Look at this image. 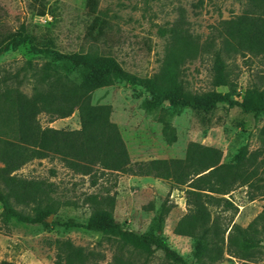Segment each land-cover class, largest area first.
<instances>
[{
    "label": "rangeland",
    "instance_id": "rangeland-1",
    "mask_svg": "<svg viewBox=\"0 0 264 264\" xmlns=\"http://www.w3.org/2000/svg\"><path fill=\"white\" fill-rule=\"evenodd\" d=\"M197 1L99 0V9L104 12L110 26L106 36L98 42L86 36L87 28L95 17L87 10V0H46L48 10L45 15L33 13L29 7L30 0H0V19L7 28H15L26 21L31 34L39 39L47 37L53 48L64 53L99 51L112 54L127 70L140 76H152L160 70L170 29L178 24L199 44H204L198 54L188 57L182 66L181 78L186 88L192 92L213 88L227 91L228 87H214L212 83L213 53L220 42L215 27L222 20L241 14L249 5L247 0H206L203 7L195 8ZM163 29L167 30L165 34ZM224 56L231 78L237 82L241 93L252 83L264 84V54L233 53ZM47 63L53 67L52 79L66 75L64 62L51 55L33 52L29 43L0 54L2 74L11 78L8 83L18 86L29 96L41 87V76ZM148 98L143 86L125 82L100 88L93 94L94 103L112 105V121L122 133L132 163L153 158H183L188 144L196 141L221 149L222 161L225 162H234L244 148L250 152L259 151L257 165L259 175L264 177V135L261 133L264 114L247 113L239 106L230 107L225 103L207 113L185 108L172 117L178 140L168 144L162 133V124L145 109ZM39 120L44 127L68 130L81 127L77 109L65 118H52L43 112ZM17 174L46 181L50 185L49 195L43 201L52 203L56 213L48 217L51 223L48 229L31 225L5 230L0 223V264L4 261L54 264L55 248L50 241L58 237L70 238L88 249L102 250L107 257L99 264H109L113 249L108 242L99 246L101 233L64 225L69 219L85 222L96 206L112 208L117 222L124 228L139 234L151 231L164 236L190 263L202 264L194 254V238L175 232L180 219L190 210L186 185H176L152 175L98 168L90 174L80 173L55 155L34 159ZM223 197L232 205H211L210 222L218 225L224 256L210 264H264V215L256 223L258 230L249 242L252 247L250 257L239 258L227 250L234 225L246 228L263 212L264 180L256 181L253 186L237 185ZM164 201L173 207L161 226L158 210ZM149 264L168 263L164 253L158 250Z\"/></svg>",
    "mask_w": 264,
    "mask_h": 264
},
{
    "label": "trees",
    "instance_id": "trees-1",
    "mask_svg": "<svg viewBox=\"0 0 264 264\" xmlns=\"http://www.w3.org/2000/svg\"><path fill=\"white\" fill-rule=\"evenodd\" d=\"M212 1V0H207ZM206 0H198L195 8L203 7ZM249 7L239 15L220 22L215 27L219 46L214 50V87L204 92L188 90L181 78L182 66L188 57H195L204 44H199L180 25L170 29L164 59L160 70L152 76H140L127 70L112 54L99 51L64 53L53 48L47 37L39 39L30 33L26 21L15 28H7L0 19V54L29 43L35 53L57 57L67 65L65 76L55 79L49 63L41 76V87L29 96L18 86L11 85L9 76L2 74L0 66V223L5 230L21 226H41L48 229V217L56 213L52 203L43 200L49 195L46 181L21 177L17 171L34 159L51 155L60 157L77 172L90 174L96 168L152 175L187 186L189 212L180 219L175 232L194 238V254L202 264L215 263L224 256L219 241L218 225L211 220V205L230 207L231 201L223 195L237 185H256L264 180L257 165L259 151L242 149L234 162L222 161L221 149L191 141L183 158H153L132 163L126 142L118 125L112 121V105L94 103L93 94L100 88L117 82L140 85L149 98L145 109L162 124V133L168 144L178 140L172 117L182 109L211 112L220 103L239 106L244 112L264 114V84L252 83L243 93L231 78L225 54H264V0H247ZM88 12L95 14L86 36L93 42L102 40L110 26L99 0H87ZM29 7L38 15L47 13L46 0H30ZM167 32L163 29V34ZM74 74L73 76H70ZM14 78V77H13ZM78 110L81 127L63 129L42 126L39 115L65 118ZM264 135V126L261 129ZM264 161V158L262 159ZM33 203V205H31ZM19 206H23L19 208ZM173 205L164 201L158 210L162 226ZM24 208H29L26 211ZM264 210L246 228L234 225L227 250L246 259L252 255L249 243L258 230L256 223ZM68 228L84 227L99 232V246L108 242L113 249L109 264H149L158 250L164 253L168 264H192L168 240L151 231L136 233L120 225L112 208L96 206L85 222L69 219ZM55 248L54 264H99L107 255L102 250L88 249L70 238L50 241ZM2 264H16L4 261Z\"/></svg>",
    "mask_w": 264,
    "mask_h": 264
},
{
    "label": "water",
    "instance_id": "water-1",
    "mask_svg": "<svg viewBox=\"0 0 264 264\" xmlns=\"http://www.w3.org/2000/svg\"><path fill=\"white\" fill-rule=\"evenodd\" d=\"M52 215V214H51ZM51 215H50V217H51ZM49 221H50V218H49Z\"/></svg>",
    "mask_w": 264,
    "mask_h": 264
}]
</instances>
